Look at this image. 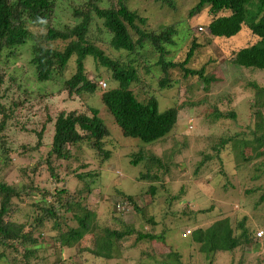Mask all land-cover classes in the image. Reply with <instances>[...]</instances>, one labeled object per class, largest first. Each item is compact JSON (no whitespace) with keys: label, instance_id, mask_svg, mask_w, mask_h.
I'll return each mask as SVG.
<instances>
[{"label":"rangeland","instance_id":"rangeland-1","mask_svg":"<svg viewBox=\"0 0 264 264\" xmlns=\"http://www.w3.org/2000/svg\"><path fill=\"white\" fill-rule=\"evenodd\" d=\"M86 1L56 0L51 26L63 29L65 26L72 27L77 24L80 18L75 16L74 9L83 6ZM127 1L130 8L138 10L147 18L149 28L158 29L170 24L175 25L178 34L176 33L174 39L176 45L171 53L175 61H182L185 58L191 41L196 39L200 46L187 66L195 69L205 67L206 73L215 78L209 90L205 92L195 78L184 77L182 69L176 67L169 70V78L173 84L171 88L162 87L159 76L153 74L142 79L149 85L148 88L141 89L140 84L134 87L139 90L141 96H146V90L158 91L156 97L160 111L166 110L175 102L193 105L187 106L179 113V123L177 122L176 126L180 128V132H171L165 140L152 147L159 156L167 157L169 152L173 151L164 187H157L156 195L152 199L146 192L148 183L137 180L140 165L131 163L129 157L140 147L149 148L152 144L122 135L121 129L102 103L100 97L102 91L98 89L94 94L81 93L72 96L68 94L65 81L75 72L73 62L68 64L63 72L55 71L48 82L39 84L36 68L29 64L31 52L24 50L18 53L20 54L18 57L14 56L17 59L11 60L10 55V59L5 63H2L4 56L0 61V73L4 75L3 83L0 85V107L6 106L3 113L0 112V122L4 115H8L5 118V128L0 130V160H3L0 161V181L18 187L32 183L33 186H38V190L54 195L63 185L51 176L52 170H49V167H53L59 179L64 177L66 182V193L62 195V200L68 197L76 199L79 196L76 186H81V182L74 178L70 169H81L83 163L88 165L84 172L96 169L100 171L96 186L86 202L89 208L97 211V223L100 227L117 230L122 228L123 225L119 222L113 223L110 215L115 206V191L122 190L128 195H133L139 206L145 207L146 216L154 215L157 225L153 229L157 233H165V245L160 241L150 245L142 241L136 247H131L136 237V233L132 234L126 238L124 244L120 243V247H115L109 257L98 256L90 238L81 241L79 243L81 247L64 250H60L57 247L58 243L54 244L52 240L54 238H51L48 243L51 247H57V252L54 253V248L45 251L43 256L49 257V264L56 259L62 261L61 264H141L140 260L143 259H146L145 263L142 262L144 264L156 263L154 260L150 262L146 254L140 253L149 248L151 253L156 252L158 262L165 259L171 264H178L175 257L170 255L172 247L182 255L191 250L196 264H264V236L256 240L252 235L255 230H264V201L260 202L264 194V155L248 162H242L237 156L235 162L231 151L226 150L221 155L214 156L215 151L211 147V143H216V139L225 136L227 130L235 133L241 126L252 127L254 113L257 110L264 115V107L251 106L255 102V89L249 86V83H256L264 87V70H242L231 62L229 56L233 52L231 50L248 46L255 42L257 37L251 34L247 26H243L237 34L228 38L211 36L206 26L209 21L206 10L202 9L200 13L190 16L197 0H167L166 3L158 0ZM110 5V0H103L100 3L101 7ZM200 26L204 31L198 32L197 28ZM30 27L39 41L46 33L48 25L31 23ZM99 28L101 21L94 18L89 35L108 40V34L99 32ZM64 45L65 42L51 44L52 47L60 49ZM99 45L114 59L127 61L130 58L123 52H115L103 42H99ZM85 66L89 78L105 80L108 84L107 89L116 86L117 83L110 78V73L92 57H87ZM17 68H24V73L27 74L18 72ZM13 101L17 103L16 106L12 105ZM203 101L205 103H202ZM89 106L99 109V115L110 131V136L104 142L105 149L111 153L110 159L105 161L86 143H82L79 150L71 148L73 155L70 160H59L55 156H49L52 124L57 114L61 110L71 109L87 113ZM214 106L223 114L235 108L238 114L237 121L208 119L207 113L211 112ZM42 128L44 132L38 146V133ZM203 150L212 156V160L202 162L196 169L197 163L203 160V155L200 154ZM226 171L230 176H227ZM34 195L35 199H40L36 193ZM177 195V198H173ZM52 197L48 196V200H52ZM24 207L28 210L27 206ZM127 211L121 219L126 228L130 226L138 231L151 229L150 224L143 227L145 223L135 215L130 206ZM17 215L23 216L21 212ZM225 216L230 218L235 234L241 232L237 223L246 218L245 226L253 231L251 243L243 246V252L237 248L233 252L220 251L213 254L210 259L205 258L198 245L194 244L191 235L185 231L193 230L197 226L206 228ZM46 226L44 233L49 237L54 235V231L48 229L51 223ZM257 242L260 244L259 250H255L258 247Z\"/></svg>","mask_w":264,"mask_h":264},{"label":"trees","instance_id":"trees-1","mask_svg":"<svg viewBox=\"0 0 264 264\" xmlns=\"http://www.w3.org/2000/svg\"><path fill=\"white\" fill-rule=\"evenodd\" d=\"M102 1L87 0L83 6L74 9L75 16L80 18L77 24L56 29L51 26L56 0H0V61L3 56L5 59L2 63H5L10 59V55L12 60L17 59L14 56L18 57L20 55L18 53L22 50L30 51L29 64L35 66L39 84L48 82L55 71H62L73 62L75 72L65 81L68 94L70 96L81 93L94 94L99 89L102 91L100 96L102 103L121 129L122 135L152 144L149 148L140 147L137 152L132 153L129 160L134 165H140L137 180L148 183L146 192L153 199L157 187H164V179L168 176L173 151H170L167 157L159 156L152 147L165 140L171 132H180V128L176 126L179 113L188 104L175 102L171 107L160 111L156 97L158 91L146 90V96H141L139 90L134 88L135 85L140 84L141 89L148 88L149 85H146L142 79L153 74L159 76L162 87L171 88L173 84L169 78V70L176 67L182 69L184 77L195 78L205 92L209 90L215 78L210 73H206L205 67L195 69L187 66L200 46L196 39L191 41L185 58L182 61H175L171 55L176 45L175 25L151 29L147 26V18L138 10L130 8L127 0H110L111 5L108 7H101ZM158 1L167 2V0ZM202 9L207 12L209 21L206 26L213 37L228 38L237 34L243 26H247L257 39L255 38V42L248 46L231 50L233 52L230 53L231 59H229L242 70H264V0H197L190 16L200 13ZM94 18L101 21V28L98 31L108 34V40L104 41L89 35ZM31 23L48 25L41 40L38 41L37 36L34 35L30 27ZM98 41L115 52L127 54L130 58L127 61L112 58L100 47ZM55 42H65V45L61 49L52 47L51 44ZM87 57H92L98 65L109 72L110 78L117 83L116 86L100 89L97 79L89 78L86 74ZM16 70L24 73V68ZM24 74L26 75L27 72ZM3 80L4 75L0 73V85ZM249 86L255 89V102L251 106L264 107V87L256 83H249ZM12 105L16 106L17 103L13 101ZM5 107V105L0 107V112L3 113ZM234 109L223 114L214 106L207 116L214 121L220 119L237 121L238 114ZM99 114L100 111L95 106H89L87 113L79 109L61 110L53 120L49 156H55L59 160H70L73 155L71 148L79 150L80 145L86 143L105 161L109 160L111 153L105 149L104 142L110 136V131ZM7 116L4 115L0 122V130L5 128ZM240 128L235 130V133L227 130L225 136L216 139V143H211L215 151L214 156L221 155L227 150L232 152L235 162L237 156L242 162H248L264 155L262 112L257 110L254 113L252 127ZM43 132L44 128L38 133V146L41 144ZM200 154L203 155V160L197 163L196 169L202 162L212 160V156L204 150ZM87 167L88 165L81 163V169H70L74 178L81 182V186H76V192L79 194L76 199L68 197L62 200V195L66 193V182L64 177L59 179L53 167H49V170H52L51 176L63 185L54 195L38 190V186H33L32 183L18 187L0 181V264H49V257L43 256L49 248H54L56 253L57 247L60 250L81 247L79 243L88 238L91 244L94 243L92 246L95 247L98 256L102 257L111 256L115 247H120L125 243L126 238L135 233L136 237L131 247L138 246L142 241L149 245L157 241L166 244L165 233L160 234L153 229L157 225L154 215L146 216L145 207L139 206L133 195H128L122 190L115 191V206L110 213L113 223L119 222L123 225L122 228L117 230L100 227L97 223V211L86 204L99 179L100 171L96 169L84 172V168ZM228 174L229 172L227 176H230ZM229 182L231 183L230 180ZM34 193L40 196L39 200L35 199ZM48 196H53L52 200H48ZM177 197L178 195L173 198ZM263 201L264 194L260 198V202ZM24 206H27L28 210ZM129 206L145 223L143 227L146 224L152 226L150 230L138 231L130 226L125 227L121 219L122 215L128 212ZM20 212L23 215L21 217L17 215ZM245 221L246 218H243L237 223L241 232L235 234L230 218L225 216L215 220L206 228L195 227L191 232V238L194 244L198 245L199 251L208 259L220 251L233 252L240 248L243 252V246L251 243L253 233L245 226ZM47 222L51 223L48 229L55 233L50 237L44 233ZM257 231L252 234L254 237ZM51 238H54L52 239L54 244L58 243L57 247L49 245ZM259 247L260 244L254 249L259 250ZM169 252L178 264H196L191 250L182 255L172 247ZM140 253L146 254L149 261L156 262L151 264H171L165 259L158 262L156 252L151 253L150 248ZM145 261L146 259L140 260L141 264ZM61 263L62 261L56 259L51 264Z\"/></svg>","mask_w":264,"mask_h":264},{"label":"clouds","instance_id":"clouds-1","mask_svg":"<svg viewBox=\"0 0 264 264\" xmlns=\"http://www.w3.org/2000/svg\"><path fill=\"white\" fill-rule=\"evenodd\" d=\"M200 27H201V26H200ZM203 31H204V28H203ZM97 83H98V85H99V88L102 89V90H105V89H107V87H108L107 82H106L105 80H103V79H98V80H97ZM102 83H105V86H103ZM118 205H119V203H118ZM118 205H117V206H118ZM188 230H190V229H188ZM262 230H263V229H262ZM186 231H187V230H186ZM186 231H185V233H186ZM190 231L192 232V230H190ZM263 231H264V230H263ZM191 232H190L188 235H191ZM256 233H257V232H256ZM263 236H264V235H263ZM255 238H256V236H255ZM262 238H263V237H262ZM262 238H260V239H262ZM257 239H259V238H256V240H257ZM260 239H259V240H260Z\"/></svg>","mask_w":264,"mask_h":264},{"label":"built area","instance_id":"built-area-1","mask_svg":"<svg viewBox=\"0 0 264 264\" xmlns=\"http://www.w3.org/2000/svg\"><path fill=\"white\" fill-rule=\"evenodd\" d=\"M198 30L199 31H203V27H198ZM103 86H105V83H102ZM119 207V205H118ZM191 231L190 230H187L186 231V234H189ZM264 235V231L262 229L258 230L257 233H256V238H262Z\"/></svg>","mask_w":264,"mask_h":264}]
</instances>
